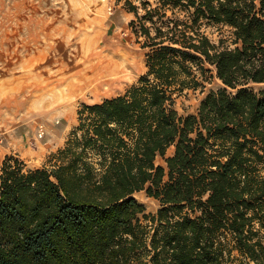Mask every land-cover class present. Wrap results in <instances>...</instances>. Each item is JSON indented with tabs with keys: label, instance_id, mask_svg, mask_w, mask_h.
<instances>
[{
	"label": "trees",
	"instance_id": "16d2710c",
	"mask_svg": "<svg viewBox=\"0 0 264 264\" xmlns=\"http://www.w3.org/2000/svg\"><path fill=\"white\" fill-rule=\"evenodd\" d=\"M120 1L146 71L49 167L0 160V264H264V0Z\"/></svg>",
	"mask_w": 264,
	"mask_h": 264
},
{
	"label": "rangeland",
	"instance_id": "374dc122",
	"mask_svg": "<svg viewBox=\"0 0 264 264\" xmlns=\"http://www.w3.org/2000/svg\"><path fill=\"white\" fill-rule=\"evenodd\" d=\"M132 18L120 0H0V160L13 155L25 168L49 167L82 103L123 93L145 73ZM207 32L216 40L227 28ZM204 85L177 98L179 114L193 113L220 82ZM135 197L147 212L158 207L144 191Z\"/></svg>",
	"mask_w": 264,
	"mask_h": 264
},
{
	"label": "bare ground",
	"instance_id": "6f19581e",
	"mask_svg": "<svg viewBox=\"0 0 264 264\" xmlns=\"http://www.w3.org/2000/svg\"><path fill=\"white\" fill-rule=\"evenodd\" d=\"M108 62H110V61H108ZM112 63V62H111ZM78 68V67H77ZM84 68V67H83ZM98 68V67H97ZM89 70V69H88ZM91 70V69H90ZM92 71V70H91ZM69 73V72H68ZM87 73V72H86ZM89 73V72H88ZM110 73V72H109ZM118 73V72H117ZM66 74V73H65ZM113 77V76H112ZM73 83V82H72ZM89 86V85H88ZM70 87V86H69ZM39 127H43L42 125H39ZM44 133L45 132H43V131H41L39 134H38V136L39 137H42L43 135H44Z\"/></svg>",
	"mask_w": 264,
	"mask_h": 264
},
{
	"label": "crops",
	"instance_id": "0c3cea01",
	"mask_svg": "<svg viewBox=\"0 0 264 264\" xmlns=\"http://www.w3.org/2000/svg\"><path fill=\"white\" fill-rule=\"evenodd\" d=\"M173 151V148L171 147L170 149H168V153L171 154Z\"/></svg>",
	"mask_w": 264,
	"mask_h": 264
},
{
	"label": "built area",
	"instance_id": "2783aa9c",
	"mask_svg": "<svg viewBox=\"0 0 264 264\" xmlns=\"http://www.w3.org/2000/svg\"><path fill=\"white\" fill-rule=\"evenodd\" d=\"M109 10H111V6H109Z\"/></svg>",
	"mask_w": 264,
	"mask_h": 264
}]
</instances>
